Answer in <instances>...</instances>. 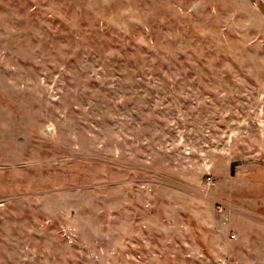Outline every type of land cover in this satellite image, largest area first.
I'll list each match as a JSON object with an SVG mask.
<instances>
[{"label": "rangeland", "instance_id": "rangeland-1", "mask_svg": "<svg viewBox=\"0 0 264 264\" xmlns=\"http://www.w3.org/2000/svg\"><path fill=\"white\" fill-rule=\"evenodd\" d=\"M0 264H264V0H0Z\"/></svg>", "mask_w": 264, "mask_h": 264}, {"label": "built area", "instance_id": "built-area-1", "mask_svg": "<svg viewBox=\"0 0 264 264\" xmlns=\"http://www.w3.org/2000/svg\"><path fill=\"white\" fill-rule=\"evenodd\" d=\"M210 179V178H209Z\"/></svg>", "mask_w": 264, "mask_h": 264}]
</instances>
